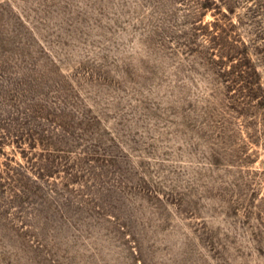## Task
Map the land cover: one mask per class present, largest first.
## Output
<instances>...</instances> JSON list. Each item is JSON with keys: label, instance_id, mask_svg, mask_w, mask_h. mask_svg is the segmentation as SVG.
<instances>
[{"label": "rangeland", "instance_id": "1", "mask_svg": "<svg viewBox=\"0 0 264 264\" xmlns=\"http://www.w3.org/2000/svg\"><path fill=\"white\" fill-rule=\"evenodd\" d=\"M0 264H264V0H0Z\"/></svg>", "mask_w": 264, "mask_h": 264}]
</instances>
